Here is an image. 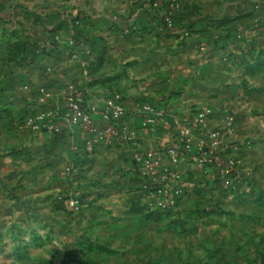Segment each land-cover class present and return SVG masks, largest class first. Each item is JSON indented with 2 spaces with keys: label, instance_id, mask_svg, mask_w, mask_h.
Returning <instances> with one entry per match:
<instances>
[{
  "label": "rangeland",
  "instance_id": "rangeland-1",
  "mask_svg": "<svg viewBox=\"0 0 264 264\" xmlns=\"http://www.w3.org/2000/svg\"><path fill=\"white\" fill-rule=\"evenodd\" d=\"M208 1L0 0V264H264V203L255 197L229 200L217 184L200 188V178H190L193 190L175 209L153 211L117 144L73 161L70 134L26 126L52 109L44 91L24 85L36 102L17 117L8 113L12 72L39 57L51 66L60 60L65 72L76 70L69 61L78 62L88 76L104 67L142 74L152 79L151 90L170 93L181 66L170 42H188L196 33L190 24L199 20L229 26L248 6ZM140 15L154 27L134 26ZM19 129L30 133L24 146L23 138L8 136Z\"/></svg>",
  "mask_w": 264,
  "mask_h": 264
},
{
  "label": "crops",
  "instance_id": "crops-1",
  "mask_svg": "<svg viewBox=\"0 0 264 264\" xmlns=\"http://www.w3.org/2000/svg\"><path fill=\"white\" fill-rule=\"evenodd\" d=\"M208 0H203L206 6ZM244 18L235 20L229 26L207 27L200 20L192 25L186 20L185 25L190 24L195 35L188 42L179 47V42H170L173 56L181 60V66L172 72V81L175 86L169 89L170 93L153 91L152 79L128 77L117 74L114 70L98 69L93 74L79 67L78 62L69 61L74 65L75 72H65L61 62L53 61L50 65L49 58H35L28 64H22L21 69L12 72V91L14 97L9 107L10 117H17L29 110V105L36 101H29L30 96H25L21 87L29 85L33 90L44 91L47 95V103L52 108H64L62 93L66 85L73 84L78 96L97 109L102 108V100L114 94L123 96L125 108L129 114L127 129L130 132L137 131L143 138L139 149L148 150L154 147L158 136L150 134L142 128L146 114L142 108L146 103L154 104L158 109L169 112L167 118L170 123V134H176L182 114L189 107L205 109L208 116V127H219L221 116L229 112L236 120L231 140L239 144L248 143L238 154L240 162V174L246 176L247 185L252 189V195L244 196V200L260 201L264 203V25L258 24L254 18L252 6L258 2L264 10V0H248ZM210 5L208 4L207 7ZM209 12H204L203 16ZM134 26L140 29L152 28L154 24L138 16ZM112 24L106 21L104 27ZM181 28V27H180ZM88 35V32H84ZM83 35V34H82ZM172 55V52H171ZM170 57V56H169ZM172 57V56H171ZM50 65V66H49ZM101 68V67H100ZM136 81V82H134ZM21 96V97H20ZM12 97V96H11ZM20 97V98H18ZM26 97V98H25ZM33 98V97H32ZM11 99V98H10ZM28 101V102H27ZM58 135L70 134L71 150L68 158L75 161L84 152L86 134L82 128L68 126L62 121ZM159 127L162 124L158 122ZM95 125L101 127L100 117H95ZM63 131V132H60ZM63 134V135H65ZM23 138L19 143L25 145L29 132L23 129L10 131L8 136ZM48 137L50 134L39 135ZM27 137V139H25ZM10 139V138H9ZM125 153L124 161L133 165L132 155L134 150H127L121 144H117ZM128 153V154H127ZM134 170V169H133ZM214 172V169H213ZM134 173H137L134 170ZM237 188L243 189V184L238 183ZM255 193V195H254ZM264 205V204H263ZM254 205H246V210H253Z\"/></svg>",
  "mask_w": 264,
  "mask_h": 264
},
{
  "label": "built area",
  "instance_id": "built-area-1",
  "mask_svg": "<svg viewBox=\"0 0 264 264\" xmlns=\"http://www.w3.org/2000/svg\"><path fill=\"white\" fill-rule=\"evenodd\" d=\"M258 24L264 25V10L260 3L252 8ZM169 27L172 23L167 20ZM64 108L45 109L26 119V126L34 133H54L59 131L61 122L68 126L79 127L85 131V149L93 152L100 146L121 144L127 150H134L132 163L139 180V188L153 211L169 212L193 190L189 179H199L201 187L206 183L217 184L226 198L252 195L247 178L240 174L238 154L248 145L231 140L234 132L235 117L224 113L219 127H208V112L198 107L184 110L176 134H170L169 112L146 103L142 110L146 114L142 128L158 136L154 147L139 149L144 141L137 131L127 129L129 114L123 96L114 94L102 100V108L85 103L76 87L68 84L62 93ZM100 117L101 127L95 125V117ZM161 122L162 128L158 122ZM214 169V172H213ZM71 169L67 171L70 172ZM238 183L246 186L239 190ZM71 209L78 208V202L69 201Z\"/></svg>",
  "mask_w": 264,
  "mask_h": 264
},
{
  "label": "trees",
  "instance_id": "trees-1",
  "mask_svg": "<svg viewBox=\"0 0 264 264\" xmlns=\"http://www.w3.org/2000/svg\"><path fill=\"white\" fill-rule=\"evenodd\" d=\"M263 66H264V64L261 63V64H259L258 67H259V68H262ZM240 198H241V197H240ZM153 214L155 215V214H157V213H153Z\"/></svg>",
  "mask_w": 264,
  "mask_h": 264
}]
</instances>
